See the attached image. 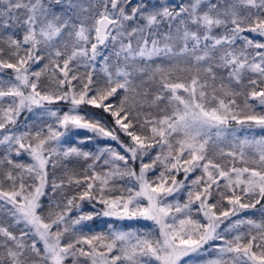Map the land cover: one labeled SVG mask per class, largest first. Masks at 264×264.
Returning a JSON list of instances; mask_svg holds the SVG:
<instances>
[{"label": "snow or ice", "instance_id": "obj_1", "mask_svg": "<svg viewBox=\"0 0 264 264\" xmlns=\"http://www.w3.org/2000/svg\"><path fill=\"white\" fill-rule=\"evenodd\" d=\"M257 129L264 0H0V264H264Z\"/></svg>", "mask_w": 264, "mask_h": 264}, {"label": "rangeland", "instance_id": "obj_2", "mask_svg": "<svg viewBox=\"0 0 264 264\" xmlns=\"http://www.w3.org/2000/svg\"><path fill=\"white\" fill-rule=\"evenodd\" d=\"M256 134H257V135H262V134H264V133H262L259 129H257V130H256ZM104 219H107V218H104ZM88 223H90V222H88ZM141 223H142V224H149V225H151V222H147V221H142ZM96 224H97L98 227H102V225H103V220H97Z\"/></svg>", "mask_w": 264, "mask_h": 264}, {"label": "trees", "instance_id": "obj_3", "mask_svg": "<svg viewBox=\"0 0 264 264\" xmlns=\"http://www.w3.org/2000/svg\"><path fill=\"white\" fill-rule=\"evenodd\" d=\"M85 210L87 211V210H89V209L86 207ZM96 222H97V220H95V221H93V222H90V223L92 224V226H93L94 229L99 230L100 227L97 226Z\"/></svg>", "mask_w": 264, "mask_h": 264}]
</instances>
